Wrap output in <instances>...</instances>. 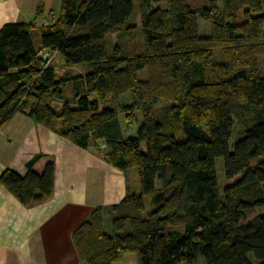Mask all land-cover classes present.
<instances>
[{"label":"trees","instance_id":"16d2710c","mask_svg":"<svg viewBox=\"0 0 264 264\" xmlns=\"http://www.w3.org/2000/svg\"><path fill=\"white\" fill-rule=\"evenodd\" d=\"M204 1L61 0L48 25L0 29V130L24 115L126 176L137 170L138 193L128 186L73 232L83 264L128 254L138 264H264V0ZM57 54L69 71H89L58 76ZM120 115L136 136L124 138ZM219 158L225 178H237L222 189ZM54 181L44 154L25 175L0 176L26 208L51 199Z\"/></svg>","mask_w":264,"mask_h":264},{"label":"crops","instance_id":"0c3cea01","mask_svg":"<svg viewBox=\"0 0 264 264\" xmlns=\"http://www.w3.org/2000/svg\"><path fill=\"white\" fill-rule=\"evenodd\" d=\"M53 2L39 0L26 10V0H0V29L33 21L48 25L55 18ZM40 4L41 16H36ZM39 154L55 159L54 195L26 208L0 185V264H83L73 232L97 207L120 204L128 186L137 192V181L134 177L133 189L129 175L24 115H16L0 130V176L7 170L25 175L27 163ZM119 264L138 262L128 254Z\"/></svg>","mask_w":264,"mask_h":264},{"label":"rangeland","instance_id":"374dc122","mask_svg":"<svg viewBox=\"0 0 264 264\" xmlns=\"http://www.w3.org/2000/svg\"><path fill=\"white\" fill-rule=\"evenodd\" d=\"M132 1L135 3V5H137V0H132ZM38 2H39V0H26V8L25 9L27 10L30 7H33L34 4L35 3L37 4ZM189 4L191 5V7L193 9H197L198 7H201L202 5H205V1L204 0H190ZM155 7H163V4L155 5ZM60 8H61V0H54L52 11H53L55 17L59 16L60 10H61ZM243 19H244V16L242 15V11H241L239 16H238V22H242ZM44 22L42 21L39 24V26L40 27L44 26V24H46ZM135 24L137 26L140 24L139 15H136V17H135ZM198 27H199V33H200V35L202 37H208L209 36V34H210V26H209L208 23L202 21L201 19H198ZM137 44H138V47H139V50H138V52H139L141 50V36H140V33L137 34ZM214 56L216 57V59L218 61L222 60L219 51H215V55ZM51 64L56 67V73H57L58 76L63 75L64 72L72 73V74H82V73H85L86 71L87 72L89 71V66L87 64L77 65L74 68H72L71 71H69L70 69H68L67 67L64 68L63 58L59 54L51 55ZM65 92H66V94L68 96L71 95L69 89H67ZM129 97L130 96L128 94L125 95V96H122L120 98V102L121 103L129 102V99H128ZM54 106L55 107H59V104H54ZM119 121H120V124L122 126L124 138L130 137V136H136V130H137L136 123H134L133 125H131L128 128L127 125L125 124V120H124V116L123 115H120ZM236 129H238V128H236ZM181 138L182 137H179L178 139L180 140ZM236 139H237V136L235 135L234 136V140H236ZM256 163H258V160L254 161V164H256ZM216 169H217V177H218V183H219L220 189H222L225 185L232 184L237 179L236 178L235 180L228 181L225 178L224 171H223V160L221 158L216 160ZM134 177H135V181H137V186H138L137 193H138L139 190H140L139 180H138V173H137L136 169H131L130 172H129V178H130V181L132 183L133 189L135 188V186H134ZM257 213H258L257 210H253V209L248 210L246 212L245 222H247L250 219H252ZM105 230L108 231V232L110 230L109 226L107 225V221H106V224H105Z\"/></svg>","mask_w":264,"mask_h":264}]
</instances>
